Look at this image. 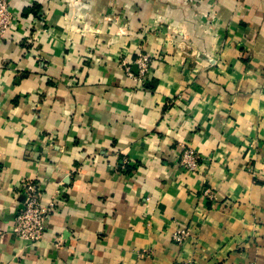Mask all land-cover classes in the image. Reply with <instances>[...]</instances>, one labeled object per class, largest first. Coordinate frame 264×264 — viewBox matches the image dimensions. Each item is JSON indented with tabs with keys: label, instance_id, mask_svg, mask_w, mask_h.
Listing matches in <instances>:
<instances>
[{
	"label": "crops",
	"instance_id": "1",
	"mask_svg": "<svg viewBox=\"0 0 264 264\" xmlns=\"http://www.w3.org/2000/svg\"><path fill=\"white\" fill-rule=\"evenodd\" d=\"M8 4L0 264H264V0ZM27 182L54 204L34 244Z\"/></svg>",
	"mask_w": 264,
	"mask_h": 264
},
{
	"label": "built area",
	"instance_id": "2",
	"mask_svg": "<svg viewBox=\"0 0 264 264\" xmlns=\"http://www.w3.org/2000/svg\"><path fill=\"white\" fill-rule=\"evenodd\" d=\"M9 0H0V35L6 36L13 26L12 16L9 9ZM151 59L147 55H140L137 63L139 64V74L135 75L129 68L127 72L130 76H138L143 79L148 71ZM181 165L190 170H196L200 164V156L191 148H185L181 156ZM26 192V200L24 207L17 213L15 218L14 231L16 234L34 244L45 237L48 218L53 211L54 204L43 206L40 198V186L34 182L24 184ZM205 194L210 198L214 197L212 189H206ZM189 236V231L185 227H178L173 233L174 240L181 244L186 241ZM181 264H195L188 261Z\"/></svg>",
	"mask_w": 264,
	"mask_h": 264
},
{
	"label": "rangeland",
	"instance_id": "3",
	"mask_svg": "<svg viewBox=\"0 0 264 264\" xmlns=\"http://www.w3.org/2000/svg\"><path fill=\"white\" fill-rule=\"evenodd\" d=\"M80 28H81V27H78L77 29L79 30ZM85 28H86V27H85ZM85 28H84V29H85ZM84 29H83V31H85Z\"/></svg>",
	"mask_w": 264,
	"mask_h": 264
}]
</instances>
